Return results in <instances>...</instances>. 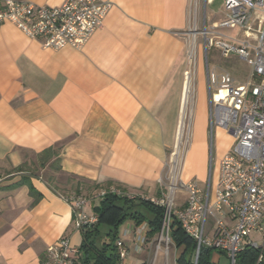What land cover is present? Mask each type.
<instances>
[{"label": "crops", "instance_id": "crops-1", "mask_svg": "<svg viewBox=\"0 0 264 264\" xmlns=\"http://www.w3.org/2000/svg\"><path fill=\"white\" fill-rule=\"evenodd\" d=\"M27 1L59 6L65 0ZM111 1L113 7L102 25L81 48L47 49L41 39L28 36L14 23L0 24V162L17 168L31 162L29 154L38 156L54 148L59 151L60 172L90 180L100 185L98 190L116 185L154 194L177 142L189 73L195 76L196 91L201 88L193 114L197 112L204 134L211 123L210 91L209 102L205 98L208 71L202 58L209 48L200 30L190 32L195 24L203 29L208 21L213 23L214 16L207 13V0H197L196 7L195 0ZM234 78L238 83L248 80ZM233 144L220 139L213 190L220 162ZM205 154L199 170L187 174L185 181L207 186ZM53 160L39 170L59 174L51 166ZM30 172L0 178V264H40L61 238L68 237L78 249L83 241L82 231L72 221L70 203L40 172ZM23 175L28 181L20 183ZM32 188L41 196L32 194ZM98 202L93 201L87 211L95 213ZM130 224L134 222H125V227ZM139 225L145 226L148 241L137 249L133 236L125 239L130 252L133 249L127 264H156V259L150 261L152 252L155 257L165 254L153 246L158 232L150 236L148 222ZM251 236L263 242V234ZM175 247L178 264L182 248ZM218 253L212 264H219ZM81 257L79 251L75 264H84Z\"/></svg>", "mask_w": 264, "mask_h": 264}, {"label": "built area", "instance_id": "built-area-1", "mask_svg": "<svg viewBox=\"0 0 264 264\" xmlns=\"http://www.w3.org/2000/svg\"><path fill=\"white\" fill-rule=\"evenodd\" d=\"M223 5V20L209 27L205 23L201 31L192 27L190 33L201 32L206 49L216 46L224 56L238 55L251 66L248 80L242 83L229 72L207 73L211 124L231 134L234 144L220 162L214 190L212 175L205 189L196 180L181 182V164L185 156L177 147L166 164L171 165V176L165 174L159 180L160 195L148 199L164 209L156 239L157 250L166 244L169 252L170 230L177 220L196 240L195 264L203 247L223 251L230 264H237L238 253L247 246L259 250L256 264H260L264 258V0H224ZM112 7L111 0H65L59 6L3 0L0 2V24L14 23L28 36L41 39L47 49L81 48L102 25ZM230 28L234 30L232 34L222 32ZM192 74L186 76L187 92ZM164 185L169 188L166 193ZM178 188L187 194L180 204L175 201ZM107 193L138 198L111 185L98 190L93 200H100ZM64 198L72 207V221L77 230H86L98 222V215L87 211L92 199L74 193ZM209 217L215 221L211 228L207 227ZM121 233L123 237H118L115 246L119 264H127L130 249L125 239L133 236L136 248L142 249L148 241V233L144 225L135 223ZM252 233L263 234V242L253 239ZM78 252L70 239L63 237L48 248L47 257L40 264H75Z\"/></svg>", "mask_w": 264, "mask_h": 264}, {"label": "rangeland", "instance_id": "rangeland-1", "mask_svg": "<svg viewBox=\"0 0 264 264\" xmlns=\"http://www.w3.org/2000/svg\"><path fill=\"white\" fill-rule=\"evenodd\" d=\"M197 0H195L194 2V7ZM208 5L207 6V13L210 16H214L213 19V23H218L221 21V19H224L225 15H224V0H208ZM202 2H200V11H203V6H202ZM200 12V15L202 14ZM211 22L208 21V27L212 26ZM196 28V30H202L200 26H197L195 24L194 26ZM233 29H222V32L228 33V34H232ZM205 51V50H204ZM203 65H204V70L205 72H212V70L216 69L215 71L217 73H222L224 70L229 71L234 77H236L240 82L241 81H245L248 76L249 73L251 72V66H249V63L242 59L241 57H239L238 55H231L228 56L227 58L224 57V55L222 54V52L216 48V46H209V49L207 51H205L203 53ZM190 88L189 91L187 92V97H186V104H185V111L184 112V116L182 118L181 123L179 124V129H178V137H177V142L175 144V146L172 148L171 151H169L168 153V160L171 158L172 155V151L176 150L177 147H179L178 151H181L182 153H184V161L181 168V182L185 181L187 178V174L189 175L190 173H192L193 171H198L200 168V159H201V155L205 154L206 160H207V168H206V173L207 176L208 175H213V181L215 182L216 178H217V172H218V153H219V142L220 139H223V142L227 143H231L233 144L234 142V137L230 135H225L223 133H221V127H218L216 125L211 124L210 122L207 123L208 126L206 128V133L204 134V130H202V125H200L199 123V116L197 115V112L195 111V114H193V107H194V99L195 97L198 103L199 97L201 96V92H200V87H198L197 91H196V85L195 84V76L194 74L191 75V80H190ZM205 94L206 97L208 99L209 102V90H208V86L206 85L205 87ZM224 130V129H223ZM181 134V135H180ZM205 135V136H204ZM203 136L206 138L205 142H206V149L204 150V148L201 147V144L204 140H202ZM205 151V152H204ZM202 152V153H201ZM31 162L26 164V168L27 172L30 171H38L41 173L42 177L44 178H48L51 174V171L46 170V171H40L39 170V166H41L42 161H41V157L40 156H34L32 154H29L28 157ZM181 167V166H180ZM180 170V169H179ZM179 170H177V173L179 172ZM167 174L168 176H171L172 174V169H171V165L169 164L168 169H167ZM17 169L8 165L7 163H1L0 162V178H4L7 175H11L14 173H17ZM53 173V172H52ZM59 179H55L54 181L56 183H60L62 186V188L64 187V183H65V176L62 173L59 174H55ZM55 176V177H56ZM177 179H175L176 181ZM167 182H169L170 185V179L167 180ZM165 186V185H164ZM164 186H162L164 188ZM199 186L203 189H205L206 187V182L204 183H199ZM166 189L163 191L166 193L168 192L167 190L168 185L165 186ZM160 191V188H159ZM98 191L97 190H87L84 189L83 192H81L82 195H85L88 199H92L93 200V196L94 194H96ZM69 193H74V191H70ZM129 193H131V195L136 196L138 198H143L144 201H149L148 198H152L154 196H157V192L154 191V194L152 193H148V192H136V191H132ZM161 193V192H160ZM163 196V195H162ZM187 198V194L185 193V191H183L182 188H178L175 191V201L176 204H180L182 202H184ZM94 201V200H93ZM98 201V200H95ZM150 202V201H149ZM146 212H148V215H150L151 212L145 210ZM215 221L213 220L212 217H209L208 219V228L212 227V224H214ZM125 223L121 224V226L119 227V233L120 235H122L121 232H123V229L125 227ZM207 228V229H208ZM158 241L156 240L153 244V246L156 247L158 246ZM169 252L167 253V246L165 244V246H162V250L165 252V254L163 252H159L157 257H155V253L152 252L151 257H150V261L152 262L154 259H156L155 263L156 264H165L166 263V259L164 258L165 255H169L168 257V264H175L174 259H175V253H176V247L174 244H172V242L169 243ZM133 249H131L132 252ZM178 251H180V249H178ZM130 252V254H131ZM179 253V252H178ZM218 253L216 249H214L212 251V258L214 256V254ZM220 255V261L219 264H229V261L227 259V257L225 255H221V253H218ZM164 261V263H163ZM213 264H218V263H213Z\"/></svg>", "mask_w": 264, "mask_h": 264}, {"label": "trees", "instance_id": "trees-1", "mask_svg": "<svg viewBox=\"0 0 264 264\" xmlns=\"http://www.w3.org/2000/svg\"><path fill=\"white\" fill-rule=\"evenodd\" d=\"M59 151L54 148H47L38 156L41 157L44 168L53 158L51 166L56 167L57 172L65 176L64 187L54 180L59 179L57 176H49L47 183H49L54 190L60 192L62 196H67L74 191L78 195L84 189L95 190L99 189L100 185L93 183L90 180L80 178L71 174H65L61 171ZM26 164L18 166V172L27 171ZM30 172V170L28 171ZM33 173V172H30ZM28 181V176L23 175L20 183ZM109 187V186H107ZM157 196L160 192L157 191ZM32 194L41 196V194L34 191ZM149 200V199H148ZM150 201V200H149ZM144 201L143 198L130 199L119 196L113 193H107L102 197L98 205L94 207V212L98 215V222L86 230H82L83 241L79 248L81 254V261L84 264H119L120 259L117 252L116 240L119 237V227L127 221H133L135 224H141L146 221L150 225V236H154L161 230L164 209L153 202ZM93 204V202H92ZM151 212L148 215V212ZM171 239L173 244L182 248L178 257V264H195V250L197 247L196 240L187 234L179 221L174 220L171 226ZM215 248L203 247L198 255L197 264H212V251ZM259 250L247 246L242 252L238 253L237 264H256L259 257ZM260 264H264L263 261Z\"/></svg>", "mask_w": 264, "mask_h": 264}, {"label": "bare ground", "instance_id": "bare-ground-1", "mask_svg": "<svg viewBox=\"0 0 264 264\" xmlns=\"http://www.w3.org/2000/svg\"><path fill=\"white\" fill-rule=\"evenodd\" d=\"M181 135V134H180Z\"/></svg>", "mask_w": 264, "mask_h": 264}]
</instances>
